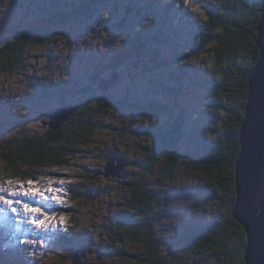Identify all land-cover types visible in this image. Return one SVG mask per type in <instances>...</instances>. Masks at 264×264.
I'll list each match as a JSON object with an SVG mask.
<instances>
[{
    "label": "rangeland",
    "instance_id": "374dc122",
    "mask_svg": "<svg viewBox=\"0 0 264 264\" xmlns=\"http://www.w3.org/2000/svg\"><path fill=\"white\" fill-rule=\"evenodd\" d=\"M77 1L83 0H22L21 7L30 5L29 11L23 12L16 0H0V44L3 38L11 37L30 23H34L31 20L40 18L46 12L52 14L66 10L69 12L72 7H76L73 3ZM211 1L191 0L189 7L183 3V0L174 2L172 0L170 7L167 0H134L132 3L136 9L145 6L147 10L139 17L134 14L133 25H127L118 31V25L126 16L125 11L128 8L126 6L131 0H112L108 6L104 4L98 9L93 19L72 23L64 32V34L68 32V36L58 38L57 45L50 48V55L62 58L66 49L68 55L74 59V74L70 80L73 83L74 100L93 107V113L88 109V113H91L88 120L91 121L94 131L84 135L89 138L88 142L79 147L74 158L68 160L70 164L67 168L46 167L36 172L37 181L41 185L46 187L49 181H53V187L62 189V202L55 200L34 202L27 197H19L25 202L36 203L42 211L55 217L49 222L47 230H38L25 223L22 213L19 216L10 210L0 213V264H75L72 260L76 256V250L79 252L81 264H141L135 260L116 256L119 253L120 256L129 254L142 257L145 247L141 240L134 244L128 241L123 233L112 232L117 229L114 217L125 210L127 190L123 188V184L128 179H133L134 174L141 170V161L145 159L144 153L138 148V142L144 145H148L149 142L137 139L131 134L133 131H138L139 128L136 127L142 126L141 124L146 120L140 118L137 110L113 112L107 110L101 103L106 97L113 102L128 98L130 102L142 105L151 101L161 104L174 102L173 96L163 95L162 86L166 82L169 87H178L176 79L173 78L182 75L184 94L179 103L187 108L185 135L187 147L204 145L212 135L215 138L216 135L211 133L207 120L208 104L211 103L210 93L207 89L196 90L195 87L201 79V73L208 75L213 66L211 55L207 51L203 55H197L199 39H196L198 26L208 20L206 7ZM69 4H72V7L66 9ZM117 5L122 8V13L112 16ZM192 8H199V11L193 12ZM32 12L36 16L28 18L27 15H31ZM179 16L180 22L177 23ZM23 18L25 22L21 21ZM115 20H118L117 29L111 30L108 34L104 29L112 25ZM134 41L145 43L146 46L142 49L150 56L154 51L157 53L159 51L158 59L141 62L137 68L132 64L126 65L124 67L126 76L132 72L133 77H127L124 85L116 87L109 93H100L90 80L94 72L96 75L94 70L97 68L96 65L104 64L101 70L107 74L108 59L119 50L127 48L129 42ZM36 50L37 47L33 48L34 54H39L40 52ZM164 61L167 63L162 64ZM54 64L56 63L52 64L53 73L58 77L63 72V66L61 63ZM26 69L18 73L16 68L12 72H6V78L5 75L0 76V153L5 140L17 138L25 131L41 128L36 121L40 111L60 101L58 97L46 98L43 87H40L41 82L51 79L45 62L40 60V63H30ZM187 69L191 70L187 71ZM56 87L63 88L60 84ZM86 87H90V90L80 92ZM153 121L160 126L165 122V117L149 119V123ZM93 154L103 157L93 158ZM115 156L125 157L132 162L124 171V181L120 183L117 178L112 180L109 179L111 176L105 174V178L103 174L105 168L110 165L109 158ZM8 166L9 164L0 155V184L13 176L6 177ZM119 166L120 162H117L111 172L116 171ZM9 169L13 171L11 167ZM188 171L189 168L181 162L179 192L168 191L173 186L171 181L173 178L161 182L158 169L152 173V178H149L151 184L157 186L156 192L161 198L160 190L162 195L167 192L170 196L173 194L176 196L173 203L168 206L169 223L164 219L160 222L157 220L154 225L156 237L161 241V254L167 264H219L216 251L204 250L188 255L179 253L174 247L178 235L173 234L170 225L173 227L203 225L215 216L217 210V204L208 196L215 187L213 189L206 183L198 182L199 179L195 176L184 175ZM69 174L93 176L86 180L85 185H79L81 183L79 179L72 180ZM29 180L33 179L25 177L21 181L27 185ZM59 180H64L65 183L60 185ZM83 186L92 196L87 205L73 200V194L70 192L71 187L80 190L84 188ZM193 187L196 189L194 190ZM188 193L190 195H187ZM195 203L197 206L192 210H185ZM15 207L20 208L19 205ZM61 208L70 209V213L61 212ZM115 235H120L122 242L114 244ZM222 240L226 242L227 249L235 253V258L239 257L242 252L241 231L238 230V234L231 240H225L223 237ZM82 250L86 253V257L81 253Z\"/></svg>",
    "mask_w": 264,
    "mask_h": 264
},
{
    "label": "trees",
    "instance_id": "16d2710c",
    "mask_svg": "<svg viewBox=\"0 0 264 264\" xmlns=\"http://www.w3.org/2000/svg\"><path fill=\"white\" fill-rule=\"evenodd\" d=\"M112 0H83L73 3L59 14L46 12L41 16V20L36 22L33 27L27 26L20 30L21 33L6 37V46L2 43L0 46V60L4 54L10 57H17L21 52V48L30 42L43 43L55 42L58 36H61L72 23H82L83 19H93L96 11L104 6H108ZM171 7L172 0H167ZM264 12V0H212L206 7L207 21L200 26L198 36L201 37V43L198 42V54L203 55L206 51L211 55L212 68L208 75L201 73L202 90L207 89L210 93V101L208 104L210 122L212 123L215 139L212 138L207 142L209 145H203L198 153L185 158L182 163L185 167L190 165L189 171L184 175L195 176L198 182L206 183L215 187L213 192L208 196L217 204L215 216L207 223L192 226H171L173 234L177 233L178 240L174 247L182 254L193 255L204 250L216 251L219 257V264H234L233 255L235 253L227 249V244L222 240L233 239L241 229V225L233 217V208L236 202V186H235V165L238 154L240 152L239 133L244 120L245 109L248 98L249 77L260 58V51L257 47L258 24ZM139 17L135 12L132 15ZM180 22V16L177 23ZM41 28V36L33 37L32 31ZM159 39V37H156ZM3 42V41H2ZM137 43H140L137 45ZM135 44V46L133 45ZM145 43L138 41L130 42L125 49H121L115 54L125 65L127 63L137 62L138 66L142 62H150L151 59H158L157 51L150 56L142 47ZM161 52V51H160ZM189 56V55H187ZM185 56V57H187ZM164 61L162 64H166ZM191 70V69H187ZM104 73L99 71L96 75H92L91 83L96 87L99 84L101 76ZM174 77L173 79H177ZM172 81V80H171ZM182 82L177 88L169 87V84L163 83V95L173 96L174 102H166L165 104L156 101L148 102L146 105L134 104L125 98L123 101H110L108 97L101 103L107 110L113 112L124 111L127 109L137 110L141 119L146 120L142 126L138 125V131H133L131 135L137 139L146 140L148 145L138 142V148L144 153L145 159L141 162V170L134 174L133 179H128L123 184L126 189L127 200L125 201V210L116 215L115 221L117 229L112 233L121 232L134 244H144L145 252L142 257H134L129 254H116L127 260H135L141 264H167L165 258L161 254L160 240L155 234V222L163 215L169 223L168 206H170L175 197L173 195H162V198L156 192V185L151 184L149 178L152 173L158 169L159 179L164 182L173 178V186L168 191L179 192L181 186L179 182V168L177 162L180 157L177 148L169 149L165 141L161 138L171 139L173 144L177 143L178 133L184 123L187 108L179 103L181 96L184 94ZM98 87V86H97ZM90 87H86L81 92H87ZM104 94V93H103ZM172 97V98H173ZM176 98V99H175ZM212 98V99H211ZM178 107L181 111L174 107ZM92 106L87 105L77 110L69 120L77 114V119L68 122L58 130H53L50 126L39 128L33 131H25L17 138L5 140L1 149V157L9 164L6 177L9 175L13 180H22L25 177H33L36 172L46 167L67 168L69 159L77 155L80 144L84 143L83 136L91 134L94 127L88 120V109L93 113ZM135 111L134 113L136 114ZM178 111L179 116L175 113ZM184 114V115H183ZM155 117H168V121L175 120L178 124L173 129L174 133L166 130V126H158L157 123H149V119ZM93 158L101 156L94 155ZM189 159V160H188ZM118 160H126L118 158ZM12 168L13 171H11ZM136 172V171H135ZM33 173V174H32ZM85 174V173H84ZM69 174L73 180L78 178L81 182L79 185H85L87 179H91V174ZM105 176V172H103ZM125 177L124 173H121ZM106 178V176H105ZM109 179L114 180L113 177ZM117 181L120 180L117 177ZM84 188L80 190L71 187L73 200L76 202H84L89 204L92 196L90 191ZM195 190L196 188L193 187ZM176 191V192H177ZM88 192V193H87ZM187 195H190L188 193ZM186 195V196H187ZM197 206L195 203L192 207L185 208L189 211ZM61 212L70 213V209L61 208ZM160 222V220H159ZM157 223V222H156ZM165 223V222H164ZM244 238V232L242 235ZM245 241V240H244ZM122 242L120 235L113 237V243ZM241 246V263L245 264L244 249ZM5 264V263H2Z\"/></svg>",
    "mask_w": 264,
    "mask_h": 264
},
{
    "label": "water",
    "instance_id": "95a60500",
    "mask_svg": "<svg viewBox=\"0 0 264 264\" xmlns=\"http://www.w3.org/2000/svg\"><path fill=\"white\" fill-rule=\"evenodd\" d=\"M135 10L134 7L126 10L127 16L118 25L119 30L126 26L129 16ZM115 12H119L118 6ZM141 13L142 9L136 10L137 15ZM258 32L257 46L260 50V58L249 77V94L239 134L240 154L235 177L237 199L233 209L234 219L244 226L249 236L245 247V264H264V250L261 249L260 244L261 233L264 232V98L261 97L258 89L259 70L264 73V12ZM120 79L121 76L115 71L109 78L100 79L98 89L109 91L119 84ZM79 108L77 105H70L69 108H59L49 113L50 127L58 130ZM117 161L120 162L119 168L111 172L116 162L112 160L105 169L106 176L122 178L121 172L127 163L124 160ZM82 251L81 253L86 257V253ZM80 261L77 251L72 263L81 264Z\"/></svg>",
    "mask_w": 264,
    "mask_h": 264
},
{
    "label": "flooded vegetation",
    "instance_id": "af4514ba",
    "mask_svg": "<svg viewBox=\"0 0 264 264\" xmlns=\"http://www.w3.org/2000/svg\"><path fill=\"white\" fill-rule=\"evenodd\" d=\"M16 1H17V5L20 6L21 11H23V12L29 11V9H30L29 8L30 7L29 4H26L25 6L21 7L23 5L22 0H16ZM133 1L134 0H131V2L126 6V8L127 7H132V6L136 7L134 5V3H132ZM143 8H144V10H147V7L142 6V9ZM121 13H122V8L120 9V11L117 14L120 15ZM114 14H116V13H113L112 16ZM142 14H144V12H142ZM27 16H28V18H34L36 16V14H33V12H32L31 15H27ZM41 16L38 19L36 18L34 20H31V21H34V23H30L28 25L29 28L30 27H33L34 25H36V22L38 20H41ZM132 16H134V15L129 16L128 21L126 23V26L127 25H133L134 19H132ZM123 17H121V18H123ZM21 21L22 22H25V19L23 18ZM117 24H118V20H115V22H113L112 25H108L107 27H105L104 30H106L107 33L110 34L111 33V30H114L115 28L117 29V27H116ZM25 28H23V29H25ZM117 30L120 31L119 29H117ZM93 32H95V31H93ZM18 33H21V31H19ZM63 34L61 36H64L65 38L68 36V32H66L64 35ZM32 36L33 37L41 36V28H39L38 30H33L32 31ZM59 37L60 36H58V38ZM58 38L56 39L55 42H49V43H43L42 40H39L38 42H35V43L34 42H30L25 47L21 48V52L17 55V57L13 58V57H10L9 56V58H8L6 56V53H5L3 59L0 60V76H4L5 75V78H6V72H8V73L9 72H12L16 68L18 69V73H20L22 70H25L30 63H40V60H42L43 62L46 63V67H47V70L50 72L51 79L50 80L48 79L46 81L41 82L40 83V87H43L42 90L45 92V97L46 98H56V97H58V100H60V101H58L56 105H51L50 108L40 111L38 117L36 118V121H37V123L39 124V126L41 128H45V125L44 124L50 126L51 119L49 118V115L48 114L51 113V112H53V111H55V110H57V109H59V108H69L70 105H77L81 109L84 106H87V104L85 102H81L80 103V102H77V101L74 100V96H73L74 95V90L72 88L73 83L70 82L71 76H73V74H74V68H75L74 67V59L71 58L68 55V52L66 51V49L64 50V55H63L62 58L59 57V56H57V57L54 56L53 57V56L50 55V53H51L50 48L55 47L57 45L56 43L58 41ZM196 39L201 40V37L198 36V37H196ZM2 41H3L2 43L6 46V37L3 38ZM1 44H0V46H1ZM85 44H86V42L84 43V45ZM42 45H47V46L45 48H40L39 46H42ZM133 45L135 46V44H133ZM35 47H37L36 52H40L39 54H34L33 48H35ZM179 58H181V57H179ZM120 62L121 61L119 59H117L115 57V55H112L108 59V61L106 62V64H108V66H109L108 67L109 72L107 74L105 72L104 73H101V74H98L99 76H101V78H109L111 76V74L116 71L121 76V79H120L119 84L117 86H115L114 88H111L109 91L99 90L98 87H97L98 85H97L96 87H97V89L99 90L100 93H104V94L105 93H109L112 90H114L116 87H121L122 85H124L126 83V81H127V77L128 78H132L133 77V73L132 72H129L128 73V76H126L124 67L126 65L132 64V65H134L137 68L138 63L134 61L132 63H127L125 65H121L122 63H120ZM53 63H56L54 65H57L58 63H61V65L63 66V72L58 77H56L55 74L53 73V68H54V66L52 65ZM103 65L104 64H101V66H99V63L96 65L97 68L94 69L96 71V74L99 71H101V68H102ZM32 68H34V66H32ZM26 72H27V69H26ZM26 72H25V74H27ZM94 74H95V72H94ZM182 77L183 76L180 75V77H178L176 79V82L178 83V86L182 83ZM93 78L94 77L91 76L90 77V80L93 79ZM59 84L61 86H63V88L56 87ZM192 85L193 84H191V86ZM195 87H196V90H198V89H201L202 90L201 80L198 81L197 84H195ZM80 92H81V90H80ZM135 104H137V103H135ZM144 105H146V104H144ZM174 108H176L179 111H181L176 106ZM76 116H77V114L74 117H72L71 120H68L63 125L67 124L69 121L72 122L74 119H77ZM175 116L176 117L179 116L178 111L175 113ZM186 117L187 116L185 115V117H184V123L182 124L181 130L178 133V139H176L177 140V143L176 144H173L172 139H171L174 135H172V137H169V138H161L160 139V141H162V142L165 141L167 143L168 146H166V147H168L169 149H171L173 147H176L177 148V151H178V153L180 155V157L178 159V162H177V168L180 167L181 162L185 158H188V157L192 156V154H194V153L197 154L198 151L203 148V145H200V146L195 147V148H189V147H187V145L185 143V140H186L185 139V135H186V124H187ZM174 121H175L174 119H173V121H168V117H165V122H164V124L162 126L165 125L166 126V130L168 132L174 133L173 124H174V128L177 127V125H178V124L174 123ZM83 138H84L83 141L86 144L88 142L89 138L86 137V136H83ZM85 144H80L79 147L81 145H85ZM78 151L79 150H77L76 152L78 153ZM97 156H101V155H97ZM102 157H103V155H102ZM118 158L126 159L125 161H126L127 165H126L125 169L121 172V173H123L132 164V162L129 159H127L125 157H121V156L111 157V158H109L110 159L109 161L111 162L112 160H116V162H115V165H116L117 162H118L117 161ZM141 162H143V161H141ZM189 167H190V165L187 166V168H189ZM34 175H35V178H33V177H31V178L34 181H37L36 173ZM212 188H213V186H212ZM70 190H72V188H70ZM165 218H166V216L163 215L160 218V220L163 221ZM238 230L241 231L240 228H237L236 229L237 232H238ZM241 235H243V232L242 231H241ZM243 245H244V238H242V244H241V246L243 247ZM233 259H234V264H240L241 263V257H236L235 258V256L233 255Z\"/></svg>",
    "mask_w": 264,
    "mask_h": 264
},
{
    "label": "snow or ice",
    "instance_id": "6c2138e0",
    "mask_svg": "<svg viewBox=\"0 0 264 264\" xmlns=\"http://www.w3.org/2000/svg\"><path fill=\"white\" fill-rule=\"evenodd\" d=\"M185 5L191 6V0H183ZM193 12H198L199 8H192ZM206 18V17H205ZM258 89L262 98H264V73L259 70ZM53 181H49L47 186H43L39 181L29 180L27 185L25 182L19 180L8 179L3 184H0V213H5L10 210L13 214L19 216L24 215V222L35 227L38 230H47L49 222L55 219L54 216L42 211L40 206L36 203L25 202L19 197H27L29 200L49 201L55 200L62 202V189L53 187ZM58 183L63 185L64 180H59ZM19 205L20 208L15 207ZM63 222V221H61ZM241 231L244 232L245 243H248L249 236L244 226L241 225ZM34 243V242H33ZM261 249L264 250V232L261 233L260 238Z\"/></svg>",
    "mask_w": 264,
    "mask_h": 264
},
{
    "label": "clouds",
    "instance_id": "9594fccd",
    "mask_svg": "<svg viewBox=\"0 0 264 264\" xmlns=\"http://www.w3.org/2000/svg\"><path fill=\"white\" fill-rule=\"evenodd\" d=\"M175 0H173V2H174ZM118 6V5H117ZM119 7V6H118ZM132 7H134V6H132ZM129 8V7H128ZM127 8V9H128ZM134 8H136V7H134ZM126 9V10H127ZM138 9H142V8H137L136 10H138ZM119 11H120V8H119ZM146 10H144V8L142 9V12H145ZM114 12H115V10H114ZM116 13V12H115ZM125 14H126V11H125ZM142 14V13H141ZM140 14V15H141ZM132 15V14H131ZM130 15V16H131ZM127 16V15H126ZM125 16V17H126ZM124 17V18H125ZM263 17V16H262ZM262 17H261V19H262ZM261 19H260V21H261ZM259 24H260V22H259ZM259 24H258V26H259ZM202 24H200L199 26H198V33L196 34V37H198V34H199V29H200V26H201ZM122 29V28H121ZM257 30H258V27H257ZM258 34H259V32H258ZM257 39H258V35H257ZM258 47V46H257ZM259 49V48H258ZM260 51V50H259ZM102 79V78H101ZM190 84H192V82L190 83ZM100 90V89H99ZM210 98V97H209ZM80 109V108H79ZM207 120H208V123H209V129H210V131H211V133H213V134H215V132H214V129H213V126H211L212 125V123L210 122V117H209V115L207 116ZM240 134V133H239ZM216 135V134H215ZM215 138H214V136L212 135V139H211V141H213ZM208 142H209V140H208ZM205 144H207V145H209L207 142H205ZM204 144V145H205ZM239 154H240V152H239ZM239 154H238V157H239ZM237 161H238V158H237ZM236 165H237V162H236ZM236 165H235V175H236ZM106 169V168H105ZM105 172V171H104ZM124 173V172H123ZM235 177L236 176H234V179H235ZM124 179V177L122 176V178H120V180H123ZM235 186H236V181H235ZM160 220V219H159ZM241 225V224H240ZM175 229H177V227H175L174 229H172V230H175ZM245 242V241H244ZM247 244V243H246ZM78 251V250H77ZM76 251V252H77ZM76 254V253H75Z\"/></svg>",
    "mask_w": 264,
    "mask_h": 264
},
{
    "label": "bare ground",
    "instance_id": "6f19581e",
    "mask_svg": "<svg viewBox=\"0 0 264 264\" xmlns=\"http://www.w3.org/2000/svg\"><path fill=\"white\" fill-rule=\"evenodd\" d=\"M236 176V175H235ZM236 199H237V188H236ZM236 204V202H235ZM234 209V208H233ZM244 255H245V249H244Z\"/></svg>",
    "mask_w": 264,
    "mask_h": 264
}]
</instances>
